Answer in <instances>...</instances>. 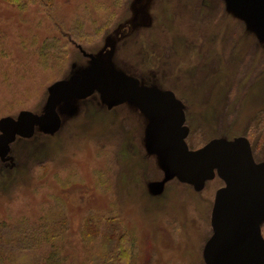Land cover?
Wrapping results in <instances>:
<instances>
[{
  "label": "rangeland",
  "instance_id": "1",
  "mask_svg": "<svg viewBox=\"0 0 264 264\" xmlns=\"http://www.w3.org/2000/svg\"><path fill=\"white\" fill-rule=\"evenodd\" d=\"M234 158L264 186V0H0V218L60 205L67 264L88 212L135 264H264Z\"/></svg>",
  "mask_w": 264,
  "mask_h": 264
},
{
  "label": "trees",
  "instance_id": "2",
  "mask_svg": "<svg viewBox=\"0 0 264 264\" xmlns=\"http://www.w3.org/2000/svg\"><path fill=\"white\" fill-rule=\"evenodd\" d=\"M39 218H0V264H67L70 259L67 240L68 223L60 205H54ZM51 219H54L51 221ZM105 219L103 227L100 220ZM99 224H94L93 221ZM53 222V223H52ZM111 222V214L98 215L88 212L82 220V244L98 241L102 236L99 251L86 257L81 264H135L132 243L125 235L114 236L117 229ZM102 228V229H101ZM127 233V232H126ZM67 234V235H66Z\"/></svg>",
  "mask_w": 264,
  "mask_h": 264
},
{
  "label": "water",
  "instance_id": "3",
  "mask_svg": "<svg viewBox=\"0 0 264 264\" xmlns=\"http://www.w3.org/2000/svg\"><path fill=\"white\" fill-rule=\"evenodd\" d=\"M232 160V161H231ZM229 162L227 163H224L222 160H221V166L224 167V166H227V167H231V169H224V171L229 175V176H233V171L234 169H238V172L239 174L241 175H238L239 177H235V178H229V180L233 181L232 185H230V188L227 189L229 190L228 192H226V194L221 198V200H225V199H230V198H233V197H237V196H242V194H245L246 193H249V192H252L253 190H264V186L260 185V184H263L261 183V180L259 179H255L253 181H251L250 179V175H248L250 173V171H253V168L250 166V164L247 163V167L248 168L247 170L244 168V164L242 163V161H236L235 158L234 159H231ZM208 163V162H207ZM250 167H249V166ZM197 171V170H196ZM195 171V172H196ZM249 171V173H248ZM232 172V173H231ZM225 173V174H226ZM244 179V180H242ZM238 180V181H237ZM240 180V181H239ZM248 181H251V182H254V186L255 187L256 185H260V187L256 186V188L253 190H249V191H240V192H236L234 193L238 188H240V185L242 183H246ZM238 182V184H237ZM228 184V183H227ZM230 184V183H229ZM254 198V193H251V194H247L245 196V200H244V204H248L250 203ZM217 204H220V202H216ZM262 212H264V209L261 210ZM251 223V220L249 219H244V220H241V221H231L230 224H231V227L238 231V232H247L248 228H249V225ZM215 248L211 250V248L205 253V256H204V260L206 261V264H212L209 260H208V257L209 255L212 253V251H214L218 245V241L215 240ZM255 264H258V261L255 263Z\"/></svg>",
  "mask_w": 264,
  "mask_h": 264
},
{
  "label": "flooded vegetation",
  "instance_id": "4",
  "mask_svg": "<svg viewBox=\"0 0 264 264\" xmlns=\"http://www.w3.org/2000/svg\"><path fill=\"white\" fill-rule=\"evenodd\" d=\"M217 154H218V153H217ZM207 155H208V154H207ZM212 159H213V158H209V159H208V163H210ZM241 176H242V175H241ZM226 180H227L226 184L228 183V188H227V189H229V188H230V185H232L233 181L229 180L228 177L226 178ZM242 180H244V179H242ZM237 181H238V180H237ZM239 181H240V180H239ZM229 183H230V184H229ZM237 184H238V182H237ZM254 185H255L254 182H250V181H248V182H246V183H242V184L240 185V188H238L234 193H236V192H240V191H249V190H253V188H254V189L256 188V186L253 187Z\"/></svg>",
  "mask_w": 264,
  "mask_h": 264
}]
</instances>
